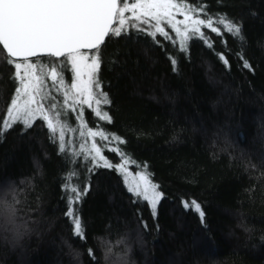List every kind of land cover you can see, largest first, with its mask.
<instances>
[{
	"label": "trees",
	"instance_id": "1",
	"mask_svg": "<svg viewBox=\"0 0 264 264\" xmlns=\"http://www.w3.org/2000/svg\"><path fill=\"white\" fill-rule=\"evenodd\" d=\"M203 4L242 23L252 70L243 67L236 39L225 33V46L207 29L213 47L194 38L184 52L178 41L128 27L106 37L100 50L112 123L87 121L126 141L98 143L123 149L135 161L131 170L147 165L163 193L156 216L115 168L89 172L92 164L80 157L69 163L42 120L27 131L16 124L0 136V201L13 203L22 235L16 243L0 227V264H264V0ZM169 57L177 59L176 71ZM14 71L0 60V126L17 86ZM102 154L112 164L121 161L103 147ZM70 169L79 173L72 184L89 189L73 205L86 240L74 236L65 215ZM192 199L205 212L203 224L183 207L182 200Z\"/></svg>",
	"mask_w": 264,
	"mask_h": 264
},
{
	"label": "snow or ice",
	"instance_id": "2",
	"mask_svg": "<svg viewBox=\"0 0 264 264\" xmlns=\"http://www.w3.org/2000/svg\"><path fill=\"white\" fill-rule=\"evenodd\" d=\"M119 3L122 6H118V0H0V60L14 66L12 79L17 85L7 107V116L0 126V136L16 124H22L23 130L27 131L35 121L42 120L43 126L49 130L50 141L58 143V153L69 163H76L75 158L82 157L92 164L89 172L99 167L115 168L123 174L124 182L128 184L131 173L127 171V165L134 164L135 161L120 147L108 148L107 144L98 146L96 138L109 144L115 142L117 145L125 144L126 141L115 134L109 135L104 130H93L84 119V106H87L99 120L112 123L109 112L102 107L110 105L112 101L109 94L103 91L99 80L103 62L100 50L106 37H119L127 30L128 18L125 13H133L135 21L139 22L133 23L131 27L145 31L140 28V24L151 25L153 30L148 34L153 38L160 34L173 41L174 45L178 41L179 50L184 52L188 51V43L194 38L213 47L205 29L221 37L225 46L227 41L224 34L227 33L241 46L238 56L243 61V67L249 70L252 67L244 59L246 37L242 32V23L230 18L227 13H209L203 0H199L194 6L190 0H119ZM176 14L183 16V19L177 20ZM114 22H118V26H114ZM162 24L170 27L175 37ZM85 49L89 51H82ZM218 56L229 66L224 53H219ZM44 57L57 59L46 60ZM169 59L176 71L177 59ZM69 64L74 75L71 83L67 84L64 73ZM69 113L74 114L79 122L77 127H72L69 123ZM77 132L83 142L78 147H73L76 141L68 134ZM102 147L116 152L122 162L116 165L110 163L102 154ZM143 169V172L137 173L143 190L141 184L137 183L135 187L129 185L128 191L137 197L142 196L155 217L163 193L158 190L159 185L151 181L147 165ZM78 175V172L70 169L64 178L63 187L68 193V210L65 215L70 218L74 236L86 240L79 209L73 205L89 189L72 184L73 177ZM182 204L186 210L198 213L201 223H204L205 212L200 203L192 199L182 200ZM16 218L17 210L13 203L0 201V227L6 230L12 228L21 236ZM140 222L147 229V223L142 219ZM88 251L94 258L93 250Z\"/></svg>",
	"mask_w": 264,
	"mask_h": 264
},
{
	"label": "rangeland",
	"instance_id": "3",
	"mask_svg": "<svg viewBox=\"0 0 264 264\" xmlns=\"http://www.w3.org/2000/svg\"><path fill=\"white\" fill-rule=\"evenodd\" d=\"M130 2H135V0H130ZM118 6H122V5L119 3V0H118ZM125 16L128 18V27H131V25H132L133 23H139L138 21H135V19H134V17H133V13H131V12H127V13H125ZM176 19H177V20L183 19V16H181L180 14H176ZM152 23H155V22L152 21ZM114 26H118V22H114ZM162 26L165 27V30H166L167 32H168V31H172V29H171L170 27H167V25L162 24ZM128 27H127V28H128ZM140 28H143V29H145V30L148 31V32H150V31L153 30V29L151 28V25L140 24ZM169 29H170V30H169ZM85 52H87V51H85ZM62 59H63V58H62ZM64 75H65L66 83H67V84H70L71 81H72L73 75H74V74L72 73V71H71V66H70V64L67 65V69H66ZM13 96H14V94H13ZM12 98H13V97H12ZM9 105H10V103H9ZM102 107L104 108V106H102ZM85 111H88V114H87V115L85 114ZM6 116H7V112H6L5 118H6ZM92 116H94V117L96 118V120L99 121V118L95 116V113H94L91 109H89L87 106H84V119H85V122L87 123L88 127L92 128L93 130H99V129L95 128L94 126H92L93 124H89V123H88V121H87V117H88V119H91ZM68 119H69V123L72 125V127H77V126H78V123H79V122L75 119L74 114L69 113V117H68ZM94 122H95V121H94ZM91 123H92V122H91ZM68 135H70V136L76 141V144H74L73 147H78V144L81 143V142H83V141L79 138V133H78V132H77V133H71V134H68ZM96 140H97V143H98V142H99V141H98L99 138H96ZM88 143H89V146H90V144H91V140H90V139L88 140ZM98 146H99V143H98ZM80 159H81V160H84L82 157H80ZM121 162H122V161L119 160L118 162L113 163V165L120 164ZM127 171H128L129 173H131V175L128 177V184H126V183L124 182L123 174L118 172V173L121 175V178H122L123 182L125 183L126 188L128 189V186H129V185L135 187V185H136L137 183H140V184H141V190H143V184L140 182V180H139V176H137V173H139V172H143V170H141V169L131 170V169L129 168V166L127 165ZM141 197H142V196H141ZM5 239H6V238H2L1 240H2V241H6ZM14 246H15V245H14ZM10 247H11V246H10ZM52 254H53V256L57 257V250H54V252H53Z\"/></svg>",
	"mask_w": 264,
	"mask_h": 264
},
{
	"label": "clouds",
	"instance_id": "4",
	"mask_svg": "<svg viewBox=\"0 0 264 264\" xmlns=\"http://www.w3.org/2000/svg\"><path fill=\"white\" fill-rule=\"evenodd\" d=\"M8 230H9L10 232H12V239H13L16 243H18L19 240H20V238H21V236L17 235L16 231H15L14 229H12V228H9Z\"/></svg>",
	"mask_w": 264,
	"mask_h": 264
},
{
	"label": "water",
	"instance_id": "5",
	"mask_svg": "<svg viewBox=\"0 0 264 264\" xmlns=\"http://www.w3.org/2000/svg\"><path fill=\"white\" fill-rule=\"evenodd\" d=\"M2 46V45H1ZM87 50V49H86Z\"/></svg>",
	"mask_w": 264,
	"mask_h": 264
}]
</instances>
